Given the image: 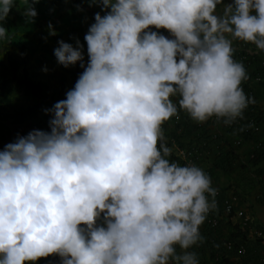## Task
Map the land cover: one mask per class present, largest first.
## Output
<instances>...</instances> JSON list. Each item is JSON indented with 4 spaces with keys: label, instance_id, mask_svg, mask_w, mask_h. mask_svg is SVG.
Here are the masks:
<instances>
[{
    "label": "clouds",
    "instance_id": "clouds-1",
    "mask_svg": "<svg viewBox=\"0 0 264 264\" xmlns=\"http://www.w3.org/2000/svg\"><path fill=\"white\" fill-rule=\"evenodd\" d=\"M23 2L34 22L40 0ZM87 2L105 14L84 37L87 65L79 40L54 50L84 71L50 110L51 131L0 151V264H199L189 249L217 190L201 168L170 161L163 127L178 115L174 97L197 122L243 118L255 101L233 41L264 51V0ZM15 3L0 0V41Z\"/></svg>",
    "mask_w": 264,
    "mask_h": 264
},
{
    "label": "trees",
    "instance_id": "trees-1",
    "mask_svg": "<svg viewBox=\"0 0 264 264\" xmlns=\"http://www.w3.org/2000/svg\"><path fill=\"white\" fill-rule=\"evenodd\" d=\"M66 1L68 0H49V5L56 10ZM28 58L24 54L23 48L14 51L8 47L0 46V105L10 104L16 96L39 99L36 104L15 111L14 114L0 116V121L23 125L36 120L42 114L44 102L42 101L43 95L40 93L41 84L26 79H15V76L28 62ZM73 81L76 84L77 80ZM62 84L64 85L61 83L60 86ZM256 94L260 100L264 99V84L256 87ZM177 107L183 124L176 126V131L180 130V133L174 134L173 137L176 140L185 139L189 142L197 141L203 137L204 133L196 127L195 121L186 112L179 109L178 103ZM179 144L181 145V143ZM226 146H222L219 154L213 159L208 176L213 179H217L218 174L226 176L228 179L227 188L233 189L234 195L239 199L240 207L242 203L247 202L249 209L255 206L264 210V186L260 180L264 175V169L260 166V163L264 162V150L257 152L254 160L248 158L239 160L235 150ZM169 159L171 162L179 164L174 157L170 156ZM212 211L220 216L218 226L212 229L204 222L200 230L201 236L204 238L203 242L195 245V249H193L194 246L190 249L196 254L199 263L203 264L206 261L199 253L207 249L210 257L208 261L211 264H264V222L255 220L252 215L253 211L248 210L252 219L249 226L242 227L238 223L233 224L230 218L223 215L221 199L217 200L216 208ZM254 230L259 231L261 237H250V233ZM227 241L232 242L236 248L231 251L227 250L224 246ZM239 245H243L245 254L236 258L235 253Z\"/></svg>",
    "mask_w": 264,
    "mask_h": 264
},
{
    "label": "rangeland",
    "instance_id": "rangeland-1",
    "mask_svg": "<svg viewBox=\"0 0 264 264\" xmlns=\"http://www.w3.org/2000/svg\"><path fill=\"white\" fill-rule=\"evenodd\" d=\"M85 4V0H68L63 6L54 10L49 5V0H40L39 3L32 5L37 12L34 22H28L23 15L24 9L28 5L23 0H16V4L3 22V26L8 30L9 39L0 41V46L8 47L14 51L23 48L24 54L29 57L28 62L15 76V79L40 83V93L43 95L44 105L43 114L31 123L22 125L19 132L16 131L18 126L0 121V151H3L8 144L15 143L17 136H27L36 129L37 125L51 131L50 121L53 115L50 110L57 102L66 99V93L75 87L74 78H71L69 73L78 72V68L75 66L65 67L59 64L54 50L59 47V41L63 40L65 43L75 45V33L77 32L79 36L82 35L77 25L78 21L80 25V22L87 16L84 11ZM50 24L52 29H49ZM52 30L55 31V35L51 34ZM79 42L82 43L80 40ZM61 83L64 85L60 86ZM37 102H39L37 98L16 96L10 104L0 105V116L14 114L15 111L23 110ZM171 129H175L173 125ZM260 166L264 169V162L260 163ZM34 264H61V258L53 255L41 258Z\"/></svg>",
    "mask_w": 264,
    "mask_h": 264
},
{
    "label": "built area",
    "instance_id": "built-area-1",
    "mask_svg": "<svg viewBox=\"0 0 264 264\" xmlns=\"http://www.w3.org/2000/svg\"><path fill=\"white\" fill-rule=\"evenodd\" d=\"M233 48V58L244 65L249 77L242 82L241 86L246 96L250 100L254 99L255 101L254 103H249L243 113V118H238L231 125H226L223 120H218L215 117L203 123L195 121L196 127L204 135L199 140L191 142L185 139L176 140L169 132L165 135L163 127L165 137L163 143L172 149L171 156L181 166L195 165L201 168L207 175L213 159L219 154L222 146L227 145L232 147L239 160L247 158L254 160L256 153L264 150V100H260L256 94V87L264 84V51L256 49L252 44L239 40L233 41ZM173 100L175 103H178V98L174 97ZM171 119L174 127L183 124L179 114L173 116ZM179 132L180 130L176 134H179ZM261 181L264 186V175ZM215 189L217 190L215 200L217 202L218 199H221L223 215L230 218L233 224L238 223L242 227L249 226L252 219L249 216H242V213L236 210L234 205L236 198L225 196L218 188ZM211 199L209 196V200ZM236 218L239 219V222L235 223L234 219ZM219 221L220 216L210 211L205 223L210 228L215 229ZM250 237L259 238L261 237V233L254 230L250 233ZM224 246L229 251L236 248L232 242L228 241L224 243ZM235 254L236 258L245 254L243 245L237 246Z\"/></svg>",
    "mask_w": 264,
    "mask_h": 264
},
{
    "label": "crops",
    "instance_id": "crops-1",
    "mask_svg": "<svg viewBox=\"0 0 264 264\" xmlns=\"http://www.w3.org/2000/svg\"><path fill=\"white\" fill-rule=\"evenodd\" d=\"M85 9L84 11L86 12L87 16L83 19L82 22H80V25H79V21H78V25L77 27L80 29V31L82 32V35H78V33L76 32V37L74 38V42H75V45H73L74 47L77 46L76 44V41L77 40H80L82 41L81 45H83V55H84V61L83 63L85 65H87L88 63V60H89V57H88V54H87V42L85 41L84 37L85 35L88 33L89 31V28L92 24L95 23V15L96 13H100L101 15H104L105 12L104 10H102L101 6L100 5H90L87 0H85ZM81 5H83V3H81ZM220 9H221V6H220ZM219 10V9H218ZM153 31H157L156 29H153ZM160 32V34L162 35H165L166 37L168 38H171L170 34L168 33L167 30H164V29H160L158 30ZM71 44V43H70ZM72 66H75L76 68H78V72L76 73H69V75L71 74V78H74L73 80H77L79 79L80 75L83 73L84 71V68L81 67V62H78L77 64L75 65H70L68 67H72ZM74 70V68H73ZM42 114H43V110H42ZM41 114V115H42ZM40 115V116H41ZM171 119V118H170ZM168 120L165 124H167L166 126V130H165V135H167V133H173L174 130L171 129V126H172V121L171 120ZM32 121L28 122V123H31ZM27 124V123H26ZM33 124H36L35 122H33ZM25 125V124H23ZM37 125V124H36ZM18 126V128H16L17 132L21 131V126L22 125H16V127ZM34 130H40V131H44V132H50L48 128H45V129H42L41 126H38L36 127V129ZM33 130V131H34ZM178 133V132H176ZM19 135V133H18ZM20 136H17V140ZM22 137V136H21ZM211 181H212V187L214 188H218L223 195L225 196H228V197H235L236 200L234 202V205H235V208H237L236 210H238V212H241L242 213V216H249L250 217V214L248 212H250L251 210L253 211L252 215L254 216L255 220H259V222H264V210L261 209V208H257V207H253L252 209H249L247 207V202L246 203H242V206L240 207V202H239V199L234 195V191L233 189H228L227 186H228V179L226 178V176H220V174L217 175V179H213L211 178ZM250 210V211H248ZM255 213V215H254ZM239 219H234V222H239L238 221ZM202 229V226L200 227V230ZM195 249V246L194 248ZM190 251V249H189ZM201 257H204L205 258V262L203 264H211V262H209V251L207 249L203 250L202 253H199ZM199 264H202V263H199Z\"/></svg>",
    "mask_w": 264,
    "mask_h": 264
}]
</instances>
